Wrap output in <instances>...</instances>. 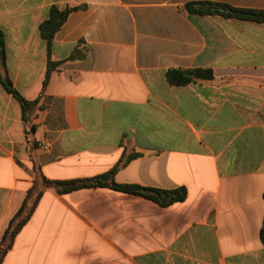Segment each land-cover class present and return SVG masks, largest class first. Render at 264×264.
Here are the masks:
<instances>
[{"label":"crops","instance_id":"crops-1","mask_svg":"<svg viewBox=\"0 0 264 264\" xmlns=\"http://www.w3.org/2000/svg\"><path fill=\"white\" fill-rule=\"evenodd\" d=\"M204 1L264 11V0H0L8 75L38 101L26 122L0 82V249L29 190L43 191L2 264H264V22L184 10ZM52 7L77 9L44 88ZM172 69L214 79L175 86ZM130 156L116 183L183 188L185 200L44 189L42 178H95Z\"/></svg>","mask_w":264,"mask_h":264},{"label":"trees","instance_id":"trees-1","mask_svg":"<svg viewBox=\"0 0 264 264\" xmlns=\"http://www.w3.org/2000/svg\"><path fill=\"white\" fill-rule=\"evenodd\" d=\"M76 9L77 8H67L65 10H59L56 7H52L48 19L40 25V33L42 38L47 42L48 49V69L44 81V88L49 84L50 77L58 65V63L53 62L51 58L54 37L67 21L68 16ZM184 10L189 14L221 16L226 19L264 22V11L238 9L224 3L210 1L190 2L184 6ZM0 69H3V74L0 72V82L3 83L8 93L12 94L20 103L23 119L26 122L29 121L33 116V111L38 105V101H27L14 88L7 71L5 38L2 31H0ZM167 79L172 85L183 86L190 83L212 81L214 76L211 70L172 69L167 72ZM132 158L133 157L130 156L127 160L120 161V163L110 172L95 178L73 181H50L46 178H42L43 186L44 189H53L58 194H67L84 188H111L126 194L144 197L163 207L185 200L186 190L183 188L167 191L146 188L138 185H120L116 183V173ZM42 193L43 191H38L37 187H33L29 190L24 204L12 219L3 236L2 248L0 249V264H2L7 251L11 248L14 238L32 216ZM261 239L264 243V226L261 230Z\"/></svg>","mask_w":264,"mask_h":264},{"label":"built area","instance_id":"built-area-1","mask_svg":"<svg viewBox=\"0 0 264 264\" xmlns=\"http://www.w3.org/2000/svg\"><path fill=\"white\" fill-rule=\"evenodd\" d=\"M51 145L49 142L44 141L41 146L40 149H42L43 151H48L50 149Z\"/></svg>","mask_w":264,"mask_h":264}]
</instances>
